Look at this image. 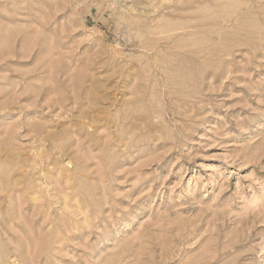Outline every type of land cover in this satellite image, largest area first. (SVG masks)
<instances>
[{
	"label": "rangeland",
	"instance_id": "374dc122",
	"mask_svg": "<svg viewBox=\"0 0 264 264\" xmlns=\"http://www.w3.org/2000/svg\"><path fill=\"white\" fill-rule=\"evenodd\" d=\"M0 264H264V0H0Z\"/></svg>",
	"mask_w": 264,
	"mask_h": 264
}]
</instances>
